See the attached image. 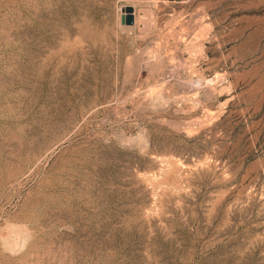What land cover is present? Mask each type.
I'll return each instance as SVG.
<instances>
[{
	"label": "rangeland",
	"instance_id": "obj_1",
	"mask_svg": "<svg viewBox=\"0 0 264 264\" xmlns=\"http://www.w3.org/2000/svg\"><path fill=\"white\" fill-rule=\"evenodd\" d=\"M0 264H264V0H0Z\"/></svg>",
	"mask_w": 264,
	"mask_h": 264
}]
</instances>
